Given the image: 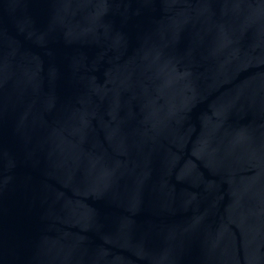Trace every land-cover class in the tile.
<instances>
[{
	"label": "water",
	"instance_id": "obj_1",
	"mask_svg": "<svg viewBox=\"0 0 264 264\" xmlns=\"http://www.w3.org/2000/svg\"><path fill=\"white\" fill-rule=\"evenodd\" d=\"M0 264H264V0H0Z\"/></svg>",
	"mask_w": 264,
	"mask_h": 264
}]
</instances>
